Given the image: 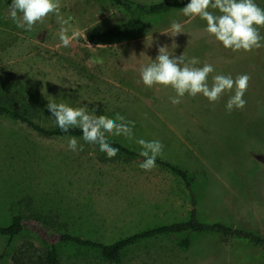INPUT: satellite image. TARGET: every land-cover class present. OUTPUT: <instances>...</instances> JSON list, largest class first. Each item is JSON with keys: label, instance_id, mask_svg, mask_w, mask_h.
Instances as JSON below:
<instances>
[{"label": "rangeland", "instance_id": "374dc122", "mask_svg": "<svg viewBox=\"0 0 264 264\" xmlns=\"http://www.w3.org/2000/svg\"><path fill=\"white\" fill-rule=\"evenodd\" d=\"M11 2L0 0V100L15 92L42 104L45 110L37 121L45 127L56 124L46 107L49 100L87 106L109 118L119 113L134 122V138L109 137L138 153L137 139L160 141L163 151L157 158L194 178L202 221H220L264 237V162L252 156H264V47L250 52L225 49L204 33L205 21L181 11L146 18L131 38L93 45L86 41L88 34L122 23L126 16L103 0H60L61 14L81 33L63 47L55 15L25 31L9 16ZM255 3L264 8V0ZM172 21L185 33L161 34ZM259 31L264 36V27ZM164 45L175 56L184 52L189 60L198 58L196 67L213 65L209 83L216 74L249 75L246 106L229 112L231 93L214 104L202 95H185L173 105L170 87L138 83L140 64L149 63L148 57L154 60ZM77 140L83 150L73 152L67 148L68 138H46L0 116V225L26 199L35 211L57 215L73 235L106 244L187 217L188 193L169 170L156 165L145 171L139 167L141 159L119 152L108 158L98 145ZM185 238L191 243L187 249L180 244ZM22 240L7 249L1 264H11L12 250ZM6 246L0 237V253ZM60 264L108 263L95 251L64 246ZM120 264H264V251L217 235L180 234L141 242L122 254Z\"/></svg>", "mask_w": 264, "mask_h": 264}, {"label": "clouds", "instance_id": "9594fccd", "mask_svg": "<svg viewBox=\"0 0 264 264\" xmlns=\"http://www.w3.org/2000/svg\"><path fill=\"white\" fill-rule=\"evenodd\" d=\"M60 9V0H12L8 6L11 20L25 31H31L37 23H43L49 15H55L60 25V44L69 47L74 40L80 38L81 33L73 28L70 19H66ZM180 11L185 17H199L205 21L204 33L214 37L225 49L250 52L264 47V36H261L259 31L264 27V8L259 7L255 0H190ZM181 33H185L182 25L172 21L170 28L161 34L176 37ZM176 47L173 42L172 49ZM140 56L145 54L141 53ZM132 57L136 58L135 53ZM148 58L149 63L140 64V79L137 82H142L148 88L170 87L175 92V96L169 97L173 105L180 104L185 95H202L209 103L214 104L225 93H231L226 103L229 112L246 106L243 97L251 79L247 74L235 78L231 75L216 74L209 83V76L214 72L213 65L204 63L202 67H196L200 63L198 58L189 60L184 52L175 56L167 45L158 48V55L154 60ZM46 107L61 132L81 129L84 142L98 145L99 150L108 158L115 157L119 151L108 142L109 136H124L129 140L134 138V122L126 120L119 113L114 118H109L97 115L96 109L89 110L87 106L72 107L52 100L48 101ZM135 142L141 149L139 155L144 158L139 167L151 171L156 166L157 157L162 155L163 144L158 140L137 139ZM67 148L73 152L82 151L83 145L78 144L75 136H69Z\"/></svg>", "mask_w": 264, "mask_h": 264}, {"label": "trees", "instance_id": "16d2710c", "mask_svg": "<svg viewBox=\"0 0 264 264\" xmlns=\"http://www.w3.org/2000/svg\"><path fill=\"white\" fill-rule=\"evenodd\" d=\"M103 1L118 9L126 16V20L104 31L88 34L86 41L93 45L104 44L112 39L131 38L137 30L144 27L146 18L168 16L173 12H179L190 2V0H164L152 3L136 0ZM41 107L42 104L35 103L26 95L14 92L6 100H0V116L9 117L46 138L75 136L77 139H82L81 129H69L68 133H63L56 124L50 127L41 125L37 121L38 115L44 113L45 110ZM108 142L129 159H144L138 152L120 145L110 137H108ZM156 165L169 170L183 183L190 204L188 215L184 220L146 228L111 244H106L73 235L57 215L35 211L30 200L26 199L17 203L20 206L18 213H11L7 224L0 225V237L7 240L5 250L0 253V264L7 255V249L19 238H23V240L13 248L10 255L11 264H60V248L64 246L92 250L97 252L103 262L120 264L122 254L129 248L144 241L180 234L217 235L235 242L251 244L264 251V237L255 232L220 221H202L199 217L193 188L194 178L181 167L161 159H156ZM180 244L182 248L187 249L191 243L188 238H185L181 240Z\"/></svg>", "mask_w": 264, "mask_h": 264}, {"label": "water", "instance_id": "95a60500", "mask_svg": "<svg viewBox=\"0 0 264 264\" xmlns=\"http://www.w3.org/2000/svg\"><path fill=\"white\" fill-rule=\"evenodd\" d=\"M252 156L260 162H264V156L258 154H252Z\"/></svg>", "mask_w": 264, "mask_h": 264}, {"label": "crops", "instance_id": "0c3cea01", "mask_svg": "<svg viewBox=\"0 0 264 264\" xmlns=\"http://www.w3.org/2000/svg\"><path fill=\"white\" fill-rule=\"evenodd\" d=\"M153 2V1H152ZM152 2H149V3H152ZM155 2V1H154ZM158 2V1H157Z\"/></svg>", "mask_w": 264, "mask_h": 264}]
</instances>
